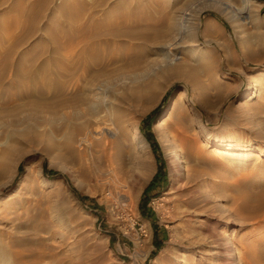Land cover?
<instances>
[{
    "label": "rangeland",
    "instance_id": "rangeland-1",
    "mask_svg": "<svg viewBox=\"0 0 264 264\" xmlns=\"http://www.w3.org/2000/svg\"><path fill=\"white\" fill-rule=\"evenodd\" d=\"M227 1L0 0V264H168L183 250L264 264V103L243 96L264 69V0ZM84 42L116 49L111 70L165 85L123 104L141 152L108 124V98L88 94L93 70L66 87L65 46ZM170 109L181 167L157 133ZM84 136L96 158L50 163ZM217 142L246 150L233 158ZM210 242L229 245L224 259L203 254Z\"/></svg>",
    "mask_w": 264,
    "mask_h": 264
},
{
    "label": "bare ground",
    "instance_id": "bare-ground-1",
    "mask_svg": "<svg viewBox=\"0 0 264 264\" xmlns=\"http://www.w3.org/2000/svg\"><path fill=\"white\" fill-rule=\"evenodd\" d=\"M253 1L254 0H242V3H245L251 9H253V7H254ZM255 1H257V0H255ZM236 2H237V0H229L226 3L234 5V4H236ZM102 27H103V25L98 24L96 22H93V23L89 24L88 26H86V30L88 31L89 29H96V28H102ZM132 51H133V48H131L130 46L123 47V49L121 50V55L124 56L125 58H127L129 55L132 54ZM249 53H250V51H249ZM251 53H253V52H251ZM117 54L118 53H117L116 49L112 48L108 42H105L104 44H102L101 48L99 46L95 47L94 45H92L88 42H84V44L81 46V48L77 47V49L70 46L69 44H67L65 46V51H64L65 63H64L63 69H64V73L67 77V86L66 87L68 88V90H70V89L80 90L81 89L82 84H83V78H82V74L79 73L80 69L82 70V72H85L87 70L88 71L93 70L92 78H90L88 80L90 83L89 88H88V94H90L92 96H96L100 93V94H104L108 98V101L105 102V104L107 105V108H108V111H107V115L109 117L108 118L109 119L108 124L110 126H113L119 134H121L122 136L123 135L125 136L127 134V126H126V121H127L126 112L127 111L123 107V104H125L127 102H131V101H138L140 98L144 97L146 91L152 90V89L164 88L165 85L163 83L162 84H159L156 82L153 83L152 80L148 81L147 75L142 77L143 75H140L141 73L132 74L135 71H133V72L131 71L132 73H126L125 71L123 72L122 70H117L115 68L114 69L112 68V70H111L110 69L111 65L113 63H116L117 61H119ZM162 56H163V59H165L167 54L163 52ZM253 58H255V57H253ZM248 59H250V58H248ZM118 65L120 66V64H118ZM167 65H169V64L165 63L164 65L160 64L157 68L153 67L154 69H153L151 75H156L157 70H159V71L161 69L163 70V68L167 67ZM74 69L76 70L75 80L73 79L72 76H70L72 73V70H74ZM256 76L257 77L253 83L254 87H252V89H254V91H251L250 90L251 87H249L246 90V92L243 94L244 98H248V100L244 101V103H248L253 98H256V100L258 99L261 101L259 103V105H257V106H261L264 103V69L258 70ZM114 97H117L118 104L116 105V107L112 111L111 103H112V99H114ZM78 100L82 101V102L85 101L83 96L78 97ZM177 102H179V101H177ZM175 105H176V103H175ZM179 105H183V104L180 103ZM252 108H250V109H252ZM173 110H174V108H173ZM173 110L170 109V111H168L162 117L161 121L157 125V133H158L159 138L162 141V143L166 146L168 153H170L172 155V159H174V164L181 167V163L183 162V159H181L182 156L180 153V149L178 147H176L175 139L169 135V132L165 126L166 117H167V115L171 114L173 112ZM131 124H133V123H131ZM125 139L127 141L133 143L134 145H136V147L138 148V150L140 152L143 149H145V147L147 145L144 138L142 137L141 132L138 129H132V131L126 135ZM229 141H231V140H229ZM87 143L90 144L91 142H90V139L86 138L85 136L80 140L78 148H75L71 142H68L67 144L64 145V147L68 150L69 154H67V156H65V158L63 160H58L57 157L54 155V156L50 157V159H49L50 163L57 168H62V169H65L67 171H70L68 169L69 166L67 167V165L65 164V161L67 159H69L70 157H72V158L80 157L81 159H87L88 156H90V154H91V156H90L91 158H96L97 156L95 155V153L92 151H89ZM115 143H116L115 140H108L105 145L108 149H111L112 147H114ZM216 148L221 149V150H223V149L228 150L229 154L231 156H233V158H234V156L238 155L237 152H239V151L241 152L242 150H246L245 146L233 145L231 143L224 144L221 142H217ZM201 151H203V150H201ZM105 153L108 154L107 149L104 150V154ZM186 174H190L189 169L187 167H186ZM175 180H176V178L173 179V183ZM194 214H195V212L193 210H189V209H183V210L179 211L180 218H182V219L185 218V220H188L190 223L195 222V220L193 218ZM200 221L206 222V220H204V218ZM215 224H216V226H221V224L218 222H216ZM193 234H191V235H193ZM188 235H189V233H188ZM188 243H191V242L189 241ZM210 243L211 244H206L205 247L200 248L203 250V252H204L203 254L208 255V259L210 258V260L215 259V258L224 259L223 255L225 254L226 247H228L229 245H221V244L214 245V243L213 244H212V242H210ZM228 243H229V241H228ZM196 245H198V244H196ZM182 247H184V246H182ZM197 253H199V252H197ZM233 255H234V252H232V256ZM168 264H202V261L196 255H192L191 253H188L185 250H183V252L180 255H178V257H176L174 260H171L170 262H168Z\"/></svg>",
    "mask_w": 264,
    "mask_h": 264
},
{
    "label": "trees",
    "instance_id": "trees-1",
    "mask_svg": "<svg viewBox=\"0 0 264 264\" xmlns=\"http://www.w3.org/2000/svg\"><path fill=\"white\" fill-rule=\"evenodd\" d=\"M58 172H53V174H57Z\"/></svg>",
    "mask_w": 264,
    "mask_h": 264
}]
</instances>
